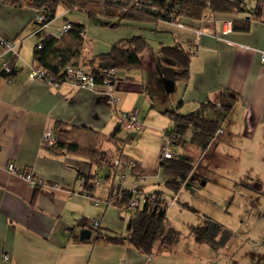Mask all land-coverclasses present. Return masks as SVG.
Returning <instances> with one entry per match:
<instances>
[{
	"label": "crops",
	"instance_id": "0c3cea01",
	"mask_svg": "<svg viewBox=\"0 0 264 264\" xmlns=\"http://www.w3.org/2000/svg\"><path fill=\"white\" fill-rule=\"evenodd\" d=\"M231 1L240 3L246 13H207L200 21L179 19L184 28L166 22L154 25V31L161 33L158 49L147 45L139 56L142 70H115L116 95L120 99L117 110L134 111L141 94L145 95L149 109L158 115L181 102L180 113H197L219 122L222 132L218 130L211 137L212 144L226 141L231 146L238 142L245 154L261 156L264 155V63L260 61V53L264 52V0L258 17L254 15L258 0H248V3L245 0ZM35 17L36 11L30 7H15L0 0V40L14 41L17 46L15 52H8L0 46V264H204L199 257L181 254L173 246L143 255L126 242L110 243L97 239V233L128 238L134 212L104 203L90 204L89 199L80 193L79 185L80 177L94 170L89 162L81 157L47 151L41 146V137L46 130L52 132L57 123L108 135L116 127L117 118L104 104L99 89L88 90L71 84H62L55 89L41 81L29 80L33 51L39 42L65 22L80 25L85 32L84 21L73 15V10L60 9L57 15L62 20L60 26H53V19L46 27L40 28ZM245 17L251 18L246 32L230 29L224 33V20L232 23L234 20L243 21ZM92 23L100 26L98 21ZM190 28L202 31L198 51L190 59L188 79H173V72L178 68L163 60L159 51L161 47L185 42L189 48L194 40ZM133 36L140 34L133 31ZM121 40L126 39L120 37L109 46L108 41L102 43L99 45L102 48L96 52L93 42L89 43L85 37L82 54L69 64L90 72L81 66L80 58L106 53ZM3 65L11 70L10 74L2 72ZM7 77L11 79L10 83L6 81ZM163 80L172 82L170 93L177 89L174 98L163 96L169 95L161 86ZM149 85L154 96L147 92ZM131 94L134 99L127 102L126 95ZM206 103L213 107H201ZM218 109L226 111L223 115H211ZM168 128H172L171 121L162 134ZM186 131L182 140L188 143ZM123 133L119 132L116 138L123 141ZM192 134L197 140L201 139L200 134ZM105 144L109 146L103 143V149L110 150L111 146L105 147ZM160 160L161 157L159 163ZM9 164L20 171L30 172L40 186H30L26 180L9 172ZM130 171L135 181L125 189L137 183L135 185L146 193L163 192L160 188L142 186L140 181L146 178L143 171L133 167ZM193 173L184 179L178 174L171 177L183 180L180 189H187V177ZM153 176L157 178L158 171ZM250 180L247 187L251 189L246 190L253 196L250 204L255 207L262 190L257 179ZM107 184L105 195L94 189L90 192L92 197L104 201L111 181ZM127 213H130L129 217ZM86 216L100 222L97 229L91 226ZM261 219L264 220L260 217L259 222ZM83 230H90V237L80 241ZM198 246L193 250L197 256L201 250ZM3 256L7 259L4 260Z\"/></svg>",
	"mask_w": 264,
	"mask_h": 264
},
{
	"label": "trees",
	"instance_id": "16d2710c",
	"mask_svg": "<svg viewBox=\"0 0 264 264\" xmlns=\"http://www.w3.org/2000/svg\"><path fill=\"white\" fill-rule=\"evenodd\" d=\"M7 4L15 7H30L36 11V16L42 17L41 22L35 20L39 27L49 24L56 16L59 7L84 13L88 19H94L100 26L115 28L125 20L170 24L180 23L179 19L200 21L207 13L232 14L246 13L240 3L231 0H5ZM263 7L262 0L256 2L254 15L260 16ZM72 24V23H71ZM231 30L246 32L249 22L234 20ZM83 28L72 24V29L64 33L60 38L47 37L39 42L33 51V64L49 70L55 79H62V69L73 59L79 58L82 49V39L79 32ZM40 46V48H38ZM147 47V42L141 36H133L113 44L106 53L91 57L86 55L80 58L81 66L88 68L97 82L101 81L102 74L108 69L121 71H141L142 66L139 59L141 53ZM161 58L174 64L178 68L173 72V79H188L189 64L192 57L189 49L181 45L160 48ZM172 61V62H169ZM182 103L179 102L175 108L164 109L159 112L162 116L172 122V128L165 131L164 136L170 138L171 146H180L185 143L182 136L187 129L195 130L194 134H200L201 138L213 137L220 129L218 121L200 116L197 113L182 114L179 112ZM201 107H213L212 104H201ZM226 111V110H225ZM121 132L118 126L108 135H102L85 127L69 126L57 123L52 131L54 142L48 145L42 142V147L53 154H68L86 159L91 167L99 172L106 170V181H111L105 205L123 207L129 193L123 195L121 200H116L112 192L113 180L116 168L111 166L112 157L115 153L121 154L122 141L117 139ZM103 143L112 146L113 150H104ZM125 158V157H124ZM126 161H128L126 159ZM131 162V161H128ZM132 164V163H131ZM130 164V165H131ZM159 167L164 176L167 177L164 187L177 193L183 180L175 179L173 176L183 175V179L192 171V165L180 158L162 159ZM111 174V175H109ZM89 175V174H88ZM87 175V176H88ZM86 176V175H83ZM86 176V177H87ZM111 176V177H110ZM82 177V176H81ZM80 177V178H81ZM137 184V183H135ZM137 186V185H136ZM138 187V186H137ZM141 189V187H138ZM95 187L90 183L89 177L83 184L81 194L91 196L90 192ZM152 203L147 201L141 210L134 213L131 221L128 238L103 236L97 233V239H103L110 243H128L132 248L143 255H151L162 248H170L179 241V232L167 224V205L161 197V192H153ZM173 201V199H171ZM101 203V202H100ZM98 228V227H97ZM96 228V229H97ZM189 233L196 244H206L214 247L215 240L220 233L224 236L229 234L216 223L208 222L204 228L189 226Z\"/></svg>",
	"mask_w": 264,
	"mask_h": 264
},
{
	"label": "rangeland",
	"instance_id": "374dc122",
	"mask_svg": "<svg viewBox=\"0 0 264 264\" xmlns=\"http://www.w3.org/2000/svg\"><path fill=\"white\" fill-rule=\"evenodd\" d=\"M60 9H57L53 26L62 24V20L57 17ZM73 15L84 21L85 37L89 43L93 42L96 52L99 51L97 49L102 48L99 46L100 44L108 41L107 45L109 46L110 43L120 40V37L129 39L133 36V31L140 34L150 48L158 49L161 33L154 31L156 27L154 25L160 22L154 24L125 20L117 27L109 28L94 25L92 22L97 20L91 19L92 22L89 21L84 13L73 11ZM102 28L104 30H100ZM172 65L174 66V64ZM161 86L166 93L163 82ZM148 87L147 92L154 96L153 88L150 85ZM176 92L177 89L174 93L163 96L174 98ZM133 95H126L127 102L133 101ZM140 96L133 110H137L139 113L138 121L142 124V129L136 135L122 134L124 137L121 144L123 157L120 156V158L124 162H127L126 159L131 161L133 165L121 164L115 173V183L118 182L121 175H125L122 185L124 188L130 187L135 181L130 171L133 167L146 174V178L140 181L143 187H155L154 189L160 188L163 191L161 194L168 202L166 209L167 224L179 232V241L173 247L181 254L199 257L200 262L204 264H264V220L261 219L259 222L260 217L264 218V155L245 154L238 142L229 146L226 141L212 144L209 137L197 140V137H192L195 130L189 128L185 136L188 143L170 147L172 158L177 157L191 164V172H194L193 175H190L191 178L190 176L187 177L189 188L180 189L177 196L174 197V193L162 185L166 178L160 171L158 162L162 150L166 148V142L163 138L165 132L162 134V130L167 129L169 120L167 117L150 110L147 99H144L145 95L141 94ZM224 112L218 109L211 112V115L212 113L223 115ZM220 129L219 131L222 132ZM193 140L195 141L192 142ZM104 146L110 147L106 144ZM250 149L252 150V148ZM110 150H113L112 146ZM118 154H114L111 164L114 158L119 156ZM157 171L158 177L154 178L153 175ZM97 173L101 178L100 185L95 190L103 196L108 185L105 179L107 171L102 169L99 172L91 171L88 173L90 181ZM250 179L253 181L257 179L262 190V196L255 207L250 204V198L253 196L246 190L251 189V187H247V184L251 182ZM79 185H81L80 181ZM169 201H172L171 204ZM127 215L129 217L130 213ZM86 218L92 220L89 216ZM209 219L215 221L229 236L223 237V234L220 233L214 239L216 242L214 247L206 244L198 246L193 241L188 227L197 225L204 228L210 221ZM197 246L201 248L198 256L193 251Z\"/></svg>",
	"mask_w": 264,
	"mask_h": 264
},
{
	"label": "built area",
	"instance_id": "2783aa9c",
	"mask_svg": "<svg viewBox=\"0 0 264 264\" xmlns=\"http://www.w3.org/2000/svg\"><path fill=\"white\" fill-rule=\"evenodd\" d=\"M35 20L38 22H41L42 17L40 15H37L35 17ZM244 21L249 22L251 21L250 17H245ZM178 28H184V25L181 23L174 24ZM223 25L226 27V30L224 33L230 32L231 29V22L229 20H224ZM47 25H44L40 28L46 27ZM72 29V24L70 22H65L62 24L61 27L55 29L54 32L50 34L51 37L54 38H60L64 33L70 31ZM189 31L192 33L194 36V40L191 43V46L188 48L189 52L191 53L192 56H195L197 54V49H198V40L199 37L202 34V31L200 29L196 28H190ZM79 36L81 37L82 40L85 39V32L84 30L79 32ZM0 46H2L6 51L8 52H15L16 49V44L14 41H3L0 40ZM181 46L186 47L187 43L181 44ZM40 48V46H38ZM260 61L261 63H264V52L260 53ZM2 72L5 75H8L11 73V70L6 66L3 65L2 67ZM63 74L62 79H55V77L52 76L51 72L44 67L41 66H35L34 64L29 70L28 78L29 80H38L41 81L52 88H59L62 84H71L74 86H78L80 88L88 89V90H98V93L103 100L104 104L111 109L117 118V126L120 129L121 132H124L126 134H136L139 133L140 130L142 129V124L138 121V111H128V112H121L117 110V107L119 105L120 99L116 95V82H117V74L114 69H108L104 74H102L101 81L97 82L95 77L91 74V72L85 71L83 68L80 66H75L73 64H67L63 69L62 72ZM6 81L8 83L11 82V79L7 77ZM165 142H166V148L162 150V159H171L172 155L170 153V147H171V142L170 138L163 136ZM41 142H45L48 145H52L54 142L52 132L50 130H46L41 137ZM125 163V164H124ZM121 164L123 165H130L131 162H124L121 160L120 156H116L113 160L112 166L114 168H118ZM7 170L13 174H16L23 178L24 180L29 183L30 186H40V182H34L32 178V174L28 171H20L18 170L13 164H9L7 166ZM87 176V175H86ZM82 176L80 180V191H83V184L85 183V180H87V177H89L90 181V175ZM125 175H121L118 178V182L114 183L113 182V187H112V192L115 196L116 200H121L123 198V195L126 194V192L129 193L128 198L126 199V202L124 204V208L136 212L142 209L144 204L149 201V203H152L154 199V195L152 193H146L142 189L138 188L135 184L129 188L125 189L122 186V182L125 179ZM101 176L98 175V173L91 178L90 183L96 188L98 187L99 181H100ZM90 203L93 205H99L101 203H105L106 200L102 201L96 198H93L91 196H86ZM161 199L164 200L166 205L168 206V202H166V199L164 196L161 197ZM172 202V201H171ZM169 201V204H171ZM99 221L98 220H90V224L92 227H98L99 226ZM3 259L6 260L7 256H3Z\"/></svg>",
	"mask_w": 264,
	"mask_h": 264
},
{
	"label": "water",
	"instance_id": "95a60500",
	"mask_svg": "<svg viewBox=\"0 0 264 264\" xmlns=\"http://www.w3.org/2000/svg\"><path fill=\"white\" fill-rule=\"evenodd\" d=\"M162 82L165 85V91H166V93L167 94L170 93L173 90V88H172V82L169 81V80H163ZM90 233H91L90 230H83V231H81L80 232V235H79V240L82 241V240L89 239Z\"/></svg>",
	"mask_w": 264,
	"mask_h": 264
}]
</instances>
